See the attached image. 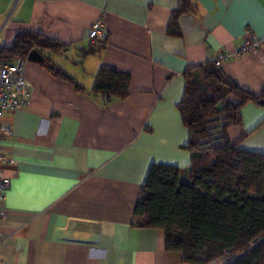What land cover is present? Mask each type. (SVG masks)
Wrapping results in <instances>:
<instances>
[{"label":"crops","instance_id":"0c3cea01","mask_svg":"<svg viewBox=\"0 0 264 264\" xmlns=\"http://www.w3.org/2000/svg\"><path fill=\"white\" fill-rule=\"evenodd\" d=\"M178 0H0V49L20 30L61 43L25 62L27 104L5 111L2 149L10 188L0 223V264H189L165 249V231L132 224L152 164L186 168L188 131L177 104L184 73L231 55L222 73L241 89L264 92V51L237 56L243 41L264 37V0H194L168 34ZM103 24L96 48L90 28ZM95 49L86 53L89 48ZM50 61L76 86L55 77ZM100 69L129 75L128 96L91 94ZM236 103L238 100L230 98ZM225 138L264 153V105L245 102ZM208 264H224L217 259Z\"/></svg>","mask_w":264,"mask_h":264},{"label":"trees","instance_id":"16d2710c","mask_svg":"<svg viewBox=\"0 0 264 264\" xmlns=\"http://www.w3.org/2000/svg\"><path fill=\"white\" fill-rule=\"evenodd\" d=\"M193 1L178 0L169 35H180L178 18L193 8ZM63 47L23 29L10 46L1 47L0 61L26 58L33 48L40 52ZM93 51L90 47L86 53ZM47 67L55 77L83 90L56 64L48 61ZM129 79L127 74L100 69L91 94L124 99ZM184 80L177 108L188 131L189 166L151 165L132 224L164 230L165 249L180 252L185 263L224 259V264H264V153L241 149L225 138L226 129L239 124L241 106L247 101L264 105V92L255 96L241 89L213 62L186 70ZM232 97L238 101L232 102Z\"/></svg>","mask_w":264,"mask_h":264},{"label":"built area","instance_id":"2783aa9c","mask_svg":"<svg viewBox=\"0 0 264 264\" xmlns=\"http://www.w3.org/2000/svg\"><path fill=\"white\" fill-rule=\"evenodd\" d=\"M103 24L95 23L88 32V39L91 46L96 48L101 38ZM1 30V27H0ZM264 51V37L251 35L247 37L238 51L237 56ZM231 55L227 52H220L213 60L215 66L220 67L221 63L228 60ZM26 58H18L13 62L0 61V223L4 218V202L7 191L10 188V177L5 173L7 166L14 164V160L9 153L2 149L3 138L11 134V124L3 122L1 115L5 111H14L24 107L31 94V85L25 72ZM3 239L0 233V242Z\"/></svg>","mask_w":264,"mask_h":264},{"label":"water","instance_id":"95a60500","mask_svg":"<svg viewBox=\"0 0 264 264\" xmlns=\"http://www.w3.org/2000/svg\"><path fill=\"white\" fill-rule=\"evenodd\" d=\"M26 60L27 61L43 63L44 62V57L36 48H33L32 50L29 51V53H28V55L26 57ZM243 254H241L240 256H242Z\"/></svg>","mask_w":264,"mask_h":264}]
</instances>
